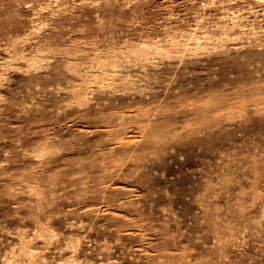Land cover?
<instances>
[{"label": "rangeland", "instance_id": "obj_1", "mask_svg": "<svg viewBox=\"0 0 264 264\" xmlns=\"http://www.w3.org/2000/svg\"><path fill=\"white\" fill-rule=\"evenodd\" d=\"M264 0H0V264H264Z\"/></svg>", "mask_w": 264, "mask_h": 264}, {"label": "bare ground", "instance_id": "obj_2", "mask_svg": "<svg viewBox=\"0 0 264 264\" xmlns=\"http://www.w3.org/2000/svg\"><path fill=\"white\" fill-rule=\"evenodd\" d=\"M257 100L263 102L264 101V94H261L259 97H257Z\"/></svg>", "mask_w": 264, "mask_h": 264}]
</instances>
